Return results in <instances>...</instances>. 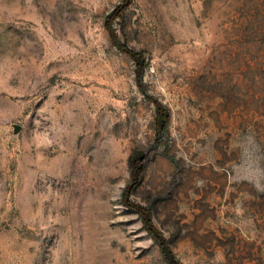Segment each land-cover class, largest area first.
Returning <instances> with one entry per match:
<instances>
[{
  "label": "rangeland",
  "instance_id": "rangeland-1",
  "mask_svg": "<svg viewBox=\"0 0 264 264\" xmlns=\"http://www.w3.org/2000/svg\"><path fill=\"white\" fill-rule=\"evenodd\" d=\"M0 264H264V0H0Z\"/></svg>",
  "mask_w": 264,
  "mask_h": 264
},
{
  "label": "water",
  "instance_id": "water-1",
  "mask_svg": "<svg viewBox=\"0 0 264 264\" xmlns=\"http://www.w3.org/2000/svg\"><path fill=\"white\" fill-rule=\"evenodd\" d=\"M134 56H135V58H136V60L138 61L139 64L142 65L144 63V59L141 57V55H138V54L134 53ZM159 122H160V125L162 126L163 123H162L161 119H160ZM145 155H146V153L143 150H140L136 155L133 156V161H137L138 159H143L145 157ZM140 167H141V165H140ZM147 219H148V217H147ZM165 248H166L169 256L172 258L171 254H170V251H169V249L167 248L166 245H165Z\"/></svg>",
  "mask_w": 264,
  "mask_h": 264
},
{
  "label": "trees",
  "instance_id": "trees-1",
  "mask_svg": "<svg viewBox=\"0 0 264 264\" xmlns=\"http://www.w3.org/2000/svg\"><path fill=\"white\" fill-rule=\"evenodd\" d=\"M113 32V31H112ZM114 36H115V34H114V32L112 33ZM139 210H142V208L141 207H137Z\"/></svg>",
  "mask_w": 264,
  "mask_h": 264
}]
</instances>
